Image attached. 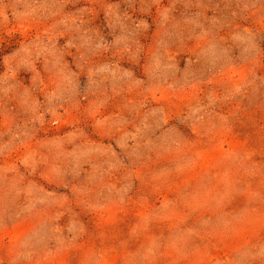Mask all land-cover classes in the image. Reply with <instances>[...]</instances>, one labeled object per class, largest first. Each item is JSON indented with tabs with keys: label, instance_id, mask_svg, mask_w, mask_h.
<instances>
[{
	"label": "rangeland",
	"instance_id": "obj_1",
	"mask_svg": "<svg viewBox=\"0 0 264 264\" xmlns=\"http://www.w3.org/2000/svg\"><path fill=\"white\" fill-rule=\"evenodd\" d=\"M0 264H264V0H0Z\"/></svg>",
	"mask_w": 264,
	"mask_h": 264
}]
</instances>
